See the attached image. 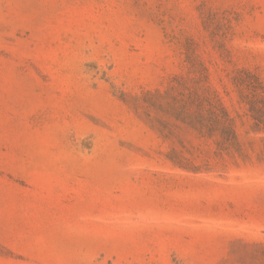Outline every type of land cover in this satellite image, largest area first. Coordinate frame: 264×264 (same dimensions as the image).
<instances>
[{"label": "rangeland", "instance_id": "obj_1", "mask_svg": "<svg viewBox=\"0 0 264 264\" xmlns=\"http://www.w3.org/2000/svg\"><path fill=\"white\" fill-rule=\"evenodd\" d=\"M256 93L264 0H0V264H264Z\"/></svg>", "mask_w": 264, "mask_h": 264}, {"label": "trees", "instance_id": "obj_2", "mask_svg": "<svg viewBox=\"0 0 264 264\" xmlns=\"http://www.w3.org/2000/svg\"><path fill=\"white\" fill-rule=\"evenodd\" d=\"M250 76L257 83H260L259 79L255 75ZM247 102L249 104V111L253 118L254 129L258 131L264 130V96L258 95V100L249 98L247 99ZM175 103L177 106L174 108V114L177 116L175 118L180 120L190 129L196 130L202 136L205 135L204 130H207L208 120H212L221 126L223 124L222 118H228L227 111L219 100L216 101V103H213L212 100L205 95V93L199 94L196 89H193L189 97L185 100H180V102L175 101ZM221 129L226 130L232 139H236V134L231 126L225 127V125H223ZM174 164L183 166L182 164L184 163L179 161V163Z\"/></svg>", "mask_w": 264, "mask_h": 264}]
</instances>
